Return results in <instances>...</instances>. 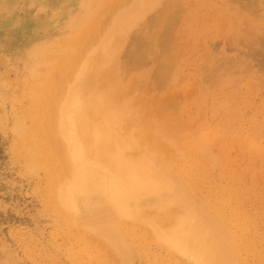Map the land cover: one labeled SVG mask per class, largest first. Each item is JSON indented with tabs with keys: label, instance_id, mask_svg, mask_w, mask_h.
<instances>
[{
	"label": "rangeland",
	"instance_id": "1",
	"mask_svg": "<svg viewBox=\"0 0 264 264\" xmlns=\"http://www.w3.org/2000/svg\"><path fill=\"white\" fill-rule=\"evenodd\" d=\"M246 1L0 0V264H264V0ZM183 222L198 246L166 241Z\"/></svg>",
	"mask_w": 264,
	"mask_h": 264
},
{
	"label": "bare ground",
	"instance_id": "2",
	"mask_svg": "<svg viewBox=\"0 0 264 264\" xmlns=\"http://www.w3.org/2000/svg\"><path fill=\"white\" fill-rule=\"evenodd\" d=\"M132 1H133V0H132ZM149 1H150V0H149ZM175 1H176V0H175ZM247 1H249V0H247ZM247 1H246L245 3H247ZM255 1H256L255 4L257 5V4H258V3H257V0H255ZM258 1H259V0H258ZM134 2H135V1H134ZM178 2H179V1H178ZM136 3H137V2H136ZM249 3H250V4H249ZM251 3H252V0H251V2L249 1L248 4H246V6L249 8V6L251 5ZM253 3H254V0H253ZM253 3H252V4H253ZM138 4H139V3H138ZM146 4H147V3H146ZM174 4H175V2H174ZM239 4H240V3H239ZM241 4H244V3H241ZM255 4H253V6L251 5L252 7L250 6V10H251V12H252V11H255L254 8H258V7H260L259 4H258V5H259L258 7H254ZM129 5H130V3H129ZM139 5H141V4H139ZM226 5H227V4H226ZM248 5H249V6H248ZM246 6L244 7V5H243V7L245 8V10L247 9ZM142 7H143V6H142ZM168 7H169V6H168ZM180 7H181V6H179V8H180ZM253 7H254V8H253ZM164 8H165V7H164ZM232 8H233V7H231V9H232ZM241 8H242V7H241ZM251 8H253L254 10H252ZM262 8H263V7H262ZM181 10H182V9H181ZM232 10H233V9H232ZM241 10H242V9H241ZM248 10H249V9H248ZM248 10H247V11H248ZM250 10H249V11H250ZM177 12H178V11H177ZM238 12H239V11H238ZM238 12H237V14H238ZM242 13H243V12H242ZM175 15H177V13H175ZM216 15H217V14H216ZM250 15H251V14H250ZM256 15H257V17H258V14H256ZM213 16H214V15H213ZM241 16H243V15H241ZM175 18H177V17H175ZM212 18H213V17H212ZM247 18H248V17H247ZM254 18H255V17H254ZM254 18H253V19H254ZM107 20H108V19H107ZM175 20H176V19H175ZM255 20H256V19H255ZM255 20H254V21H255ZM167 21H168V20H167ZM250 21H251V20H250ZM257 21H258V20H257ZM168 22H169V21H168ZM178 22H179V21H178ZM244 22H245V20H244ZM251 22H252V21H251ZM164 24H165V23H163V25H164ZM174 24H176V21H174ZM244 24H245V23H244ZM246 25H247V24H246ZM246 25H245V26H246ZM172 26H173V25H172ZM221 26H223V25H221ZM251 26H252V25H251ZM253 26H254V25H253ZM255 26H257V25H255ZM158 27H159V26H158ZM160 27H161V26H160ZM165 27H166V25H165ZM168 27H169V26H168ZM248 27H249V26H248ZM257 27H258V26H257ZM171 28H172V27H171ZM252 28H253V27H252ZM246 29H247V28H246ZM248 29H249V28H248ZM255 29H256V28H255ZM261 29H262V28H261ZM162 31H163V30H162ZM244 31H245V30H244ZM248 31H249V30H248ZM251 31H252V30H251ZM246 32H247V31H246ZM253 32H255V30H254ZM260 32H261V31H260ZM158 34H160V32H158ZM260 34H261V33H260ZM156 35H157V34H156ZM161 35H162V34H161ZM161 35H160V36H161ZM246 35H247V34H246ZM258 35H259V34H258ZM163 36H164V35H163ZM248 36H249V35H248ZM137 37H138V36H136V38H137ZM165 37H166V36H164V38H162V37H161V38L159 37V38L164 40ZM172 37H173V36H172ZM253 37H254V36H253ZM140 38H141V37H140ZM140 38H139V42L141 41ZM156 38H157V37H156ZM167 38H170V37L167 36L166 39L164 40V42L168 41ZM225 38H226V37H225ZM225 38H224V39H225ZM251 38H252V37H251ZM251 38H250V39H251ZM255 38H256V37H254V39H255ZM258 38H259V36H258ZM230 39H231V38H230ZM248 39H249V38H247V41H248ZM146 40H147V39H146ZM163 40H162V41H163ZM251 40H252V39H251ZM251 40H250V41H251ZM263 40H264V39H263ZM169 41H170V40H169ZM171 41H172V40H171ZM171 41H170V42H171ZM250 41H249V42H250ZM260 41H261V40H260ZM260 41H259V42H260ZM137 42H138V41H137ZM240 42H241V41H240ZM255 42H256V41H255ZM255 42H254V43H255ZM141 43H143V42H141ZM141 43H140V44H141ZM148 43H149V42H148ZM136 44H137V43H136ZM160 44H161V43H160ZM240 44H241V43H240ZM250 44H251V42H250ZM164 45L166 46V43H165ZM252 45H253V43H252ZM253 46H254V45H253ZM259 46H260V45H259ZM259 46H258V47H259ZM243 47H244V46H243ZM245 47H246V46H245ZM256 47H257V46H256ZM258 47H257V48H258ZM261 47H262V46H261ZM160 48H161V46H160ZM253 48H254V47H253ZM259 48H260V47H259ZM137 49H138V48H137ZM139 49H141V48H139ZM164 49H166V48H164ZM133 50H134V49H133ZM138 51H139V50H138ZM142 51H143V50H142ZM147 51H148V50H147ZM248 51H249V49H248ZM160 52H161V51H160ZM162 52H163V50H162ZM164 52H165V51H164ZM169 52H170V51H169ZM219 52H221V51H219ZM130 53H132V51H131ZM137 53H138V52H137ZM215 53H216V52H215ZM248 53H249V52H248ZM261 53H262V52H261ZM160 57H161V56H160ZM132 58H133V57H132ZM135 58H136V57H135ZM204 58H205V57H204ZM209 59H210V58H209ZM166 60H167V59H166ZM134 61H135V60H134ZM155 61H156V60H155ZM261 61H262V60H261ZM209 62H210V61H209ZM218 62H219V61H218ZM168 63H170V62H168ZM262 63H264V62H262ZM165 64H166V63H165ZM208 64L211 65L212 63H208ZM221 65H222V64H221ZM162 66H163V65H162ZM222 66H223V65H222ZM263 66H264V65H263ZM263 66H262V67H263ZM208 67H209V66H208ZM250 68H251V66H250ZM263 68H264V67H263ZM168 71H169V70H168ZM215 71H216V70H215ZM159 72H161V71H159ZM73 73H74V72H73ZM214 73H215V72H214ZM217 74H218V73H217ZM212 75H213V74H212ZM162 77H163V76H162ZM209 77H210V75H209ZM207 78H208V76H207ZM74 79H76V78H74ZM76 80H77V79H76ZM76 80H75V82H76ZM202 80H203V79H202ZM259 80L261 81V79H259ZM206 81H207V80H206ZM254 81H255V80H254ZM263 83H264V82H263ZM57 84H58V83H57ZM74 84H75V83H74ZM76 84H77V82H76ZM73 86H74V85H73ZM72 89H73V88H72ZM91 97H92V96H91ZM86 100H87V99H86ZM90 102L92 103L91 100H90ZM44 104H45V103H44ZM67 104H68V103H67ZM170 104H171V103H170ZM74 105H75V104H74ZM84 105H85V104H84ZM171 106H172V105H171ZM85 107H86L87 109H86ZM85 107H84V108H85V110H87V111H84V110L82 111V110H81V109L83 108V106H82V108L80 107V109L77 110V112L79 111V112H78L79 116H78V118H77V115H76V117H75V118L77 119V122H76V120L74 121V122L77 123L75 126L80 125V126H82V128H84L83 126H87L88 130L92 133V131H95L96 128H95V130L92 129V131H91V128H92L93 126L95 127V125H94V123L92 122L93 120H90L89 115H90L91 113H92V115L95 114V111H94V113H93V110H98V111H100V110H99L98 108H97V109H96V108H95V109H94V108H93V109L91 108L92 111H91V113H90V110H88V108H89L90 106H85ZM40 109H41V108H40ZM89 109H90V108H89ZM167 109H168V108H167ZM41 110H42V109H41ZM80 110L82 111V113H80V112H81ZM73 111H74V110H73ZM98 111H97V112H98ZM77 112H76V113H77ZM104 112H105V111H104ZM104 112H103V113H104ZM49 114H50V113H49ZM53 114H54V113H53ZM96 115H98V117H97L98 119H101V122L104 121V120H105V122H107V123L104 125V127L101 129L102 132L99 133V135L96 137V140L99 138V142H98V146H99V147H98V148H99L100 150L102 149V150H103V153H104V152L107 150L106 142H107V140H108V139H107L108 137L106 138V142H105V140H104L103 142H102L101 140H102L104 137H106V135L109 136V135H110L109 133L112 134V133L114 132L112 129H111V130H112L113 132H110L111 130H109V128H112L111 124H109V123H113V122H112L111 120H109V119H106V118L104 119V117H103L102 115H99V113H96ZM113 115H114V114H113ZM115 115H116V114H115ZM117 115H118V114H117ZM94 116H95V115H94ZM94 116H92L93 119H95ZM111 116H112V115H111ZM118 116H119V115H118ZM118 116H117V117H118ZM87 117H88V118H87ZM90 117H91V115H90ZM92 117H91V119H92ZM114 117H115V116H114ZM117 117H116V118H117ZM97 118H96V120H95L94 122H97V121H98ZM116 118H115V119H116ZM39 119H40V118H39ZM73 120H74V119H73ZM88 120H90L89 123H90V124L93 123V125H90V124L88 123ZM62 122H63V121H62ZM72 122H73V121H72ZM72 122H71L70 124H71V126H74V125H72ZM87 123L89 124V126H92V127H91V128L88 127V125H86ZM119 123H120V121H119ZM64 124H65V123L63 122V123H62L63 128H64V126H65ZM73 124H75V123H73ZM100 124H101V123H100ZM115 124H116V123H115ZM120 124H121V123H120ZM181 124H182V123H181ZM117 125H118V124H117ZM117 125H115V127H117ZM59 126H61V125H59ZM96 126H97V124H96ZM94 127H93V128H94ZM118 127H119V126H118ZM55 128H56V127H55ZM58 128H59V127H58ZM58 128H56V129H58ZM82 128H81V129H82ZM89 128H90V129H89ZM67 129H68V128H67ZM118 129H119V128H117V130H118ZM152 129H153V128H152ZM62 130H63V129H62ZM77 130H78V129H76V131H77ZM79 130H80V129H79ZM108 130H109V133H108L109 135H108L107 133H104L105 131L108 132ZM62 132H64V131H62ZM79 132H80V131H79ZM87 132H88V131H87ZM90 132H89V134H90ZM95 132H96V131H95ZM118 132H119V130H118ZM131 133H132V132H131ZM67 134H68V133H67ZM104 134H105V135H104ZM118 134H119V133H118ZM60 135H61V134H60ZM60 135H59V136H60ZM55 136H57V135H55ZM55 136H54V137H55ZM63 136H64V135H63ZM65 136H66V133H65ZM103 136H104V137H103ZM86 137H87V136H86ZM60 138H61V137H60ZM88 138H89V137H88ZM110 138H111V137H110ZM55 139H56V138H55ZM55 139H53V140H55ZM65 139H66V138H65ZM67 139H69V138H67ZM81 139H84V138L81 137ZM90 139L93 140L94 138H91V136H90L89 140H90ZM92 140H91V141H92ZM110 140H111V139H109V141H110ZM113 140H114V139H113ZM159 140H160V138H159ZM57 141H58V140H57ZM62 141H63V139H62ZM62 141L60 142V140H59V142H60L59 144H61ZM82 141H83V140H82ZM82 141H81L80 143H82V145L85 144V143H83ZM84 141H85V140H84ZM161 141H163V140H161ZM65 142L68 143V141H65ZM104 142H105V144H104ZM112 142H113V141H112ZM114 142H115V141H114ZM63 143H64V142H63ZM90 143H91V142H90ZM109 144H110V143H109ZM114 144H115V143H114ZM114 144L112 143V145H114ZM165 144H166V143H165ZM66 145H67V144H66ZM104 145L106 146V149H105ZM107 145H108V144H107ZM112 145H111V146H112ZM158 145H159V144H157V146H158ZM68 146H70V143H69V145H67V147H68ZM84 146H88V144L83 145V146H82L83 149H85ZM89 146H90V144H89ZM157 146H156V147H157ZM168 146H169V145H167V148H168ZM53 147H54V145H53ZM108 147H110V146H108ZM112 147H116V146H112ZM62 148H63V147H62ZM70 148H71V147H70ZM79 148H80V147H79ZM86 148H88V147H86ZM157 148H158V147H157ZM159 148H161V147L159 146ZM54 149H56V148H54ZM80 149H81V148H80ZM108 149H109V148H108ZM165 149H166V147H165ZM57 150H58V149H56V151H57ZM81 150H82V149H81ZM104 150H105V151H104ZM110 150H111V148H110ZM115 150H116V149H115ZM71 151H72V150H71ZM84 151H85V150H84ZM91 151H92V150H91ZM93 151H94V150H93ZM93 151H92V152H93ZM151 151H152V150H151ZM161 151H162V148H161ZM59 152H60V150H59ZM85 152H86V151H85ZM88 152H89V149H88ZM107 152H109V151H107ZM107 152H105L106 154H105V153H104V154L107 155ZM112 152H113V151H112ZM114 152H115V151H114ZM153 152H154V151H153ZM99 153H100L101 156H103V155H102V152H99ZM109 153L111 154V152H109ZM109 153H108V154H109ZM115 153H116V152H115ZM56 154H58V153H56ZM112 154H114V153H112ZM112 154H111V155H112ZM128 154H130V153H128ZM93 155H94V152H93ZM89 156H90V155H89ZM107 156H109V155H107ZM115 156H116V154H115ZM135 156H136V155H135ZM70 157H71V155H70ZM104 157H106V156H103V158H104ZM139 157H141V156H140V155L137 156L138 159H139ZM79 158H80V157H79ZM90 158H91V157H90ZM100 158H101V157H100ZM103 158H102V160H105V159H103ZM137 158L135 157L136 160H137ZM86 159H87V158H86ZM106 159H107V158H106ZM111 159H112V158H111ZM100 160H101V159H100ZM60 162H61V161H60ZM150 162H151V161H150ZM127 163H129V161H128ZM146 163H147V161H146ZM61 165H62V164H61ZM129 165H130V164H129ZM148 165H149V163H148ZM150 165H151V164H150ZM150 165H149V166H150ZM124 168H127V170L124 172L125 174L123 173L122 176H121L122 181H124V180H125V181H126V180H127V181H130L131 185H133V184H134V181H135V177H137V174H136L135 169H134L133 167H131V166H130V167L127 166V167H124ZM124 168H122V169H124ZM102 172H103V171H102ZM117 172H118V174L120 175L121 169H119L118 167H117ZM105 174H106V173H105ZM174 174H175V173H174ZM113 175H114V174H113ZM140 175H142V174H140ZM150 176H151V175H150ZM181 176H182V174H181ZM139 177H140V176H139ZM141 177H142V176H141ZM151 177H153V175H152ZM137 178H138V177H137ZM142 178L144 179V177H142ZM112 179H113V178H112ZM140 180H141V179H140ZM79 181H80V179L78 178V182H79ZM144 181H146V180H144ZM113 182H114V181H113ZM146 183H147V182H146ZM107 184H108V183H107ZM120 184H121V183H120ZM128 184H129V183H128ZM150 185H151V184H150ZM174 186H175V183H174V180L171 179V177H164V179H162V180L160 181V185H159V186H158L157 184L154 185V187H155L156 189L160 190V191H161V190H164V189H167V190H168V189H171V188L174 187ZM126 187H127V186H126ZM147 187H148V186H147ZM152 187H153V186H152ZM154 187H153V188H154ZM129 190H130V189H129ZM65 191H66V190H65ZM63 192H64V191H63ZM107 192H108V191H107ZM139 192H140V190H139ZM141 192H142V191H141ZM161 192H162V191H161ZM142 193H144V192H142ZM152 193H153V192H152ZM162 194H163V193H162ZM143 195H144V194H143ZM162 196H163V195H162ZM68 198H69V197H68ZM126 198H127V197H126ZM112 200L114 201V204H115V206L117 207V209H118V211L120 212V214H121V213L124 214V211H125V205H124L122 202L119 201L118 197H116L115 194H113V196H112ZM149 201H150V200H149ZM69 202H70V201H69ZM131 202H132V201H131ZM70 204H71V203H70ZM66 205H67V204H66ZM69 206H70V205H69ZM62 207H63V206H62ZM70 207H71V206H70ZM68 208H69V207H68ZM71 208H72V207H71ZM72 209H73V208H72ZM135 209H136V208H135ZM137 211H139V210H137ZM175 211H178V210H174V212H175ZM180 211H181V210H180ZM180 211H179V212H180ZM169 212H170V214H171V211H169ZM129 214H130V213H129ZM140 214H141V213H140ZM144 214L147 215L146 213H144ZM144 214H143V216H144ZM164 215H165V214H164ZM171 215L174 217V214H171ZM120 216H121V215H120ZM125 216H127V214H126ZM189 216H190V215H189ZM173 217H172V218H173ZM122 218H123V217H122ZM141 218H142V217H141ZM144 218H146V217H144ZM123 219H125V218H123ZM146 219H147V218H146ZM150 219H151V217H150ZM162 219H163V218H162ZM135 220H136V219H135ZM135 220H134V221H135ZM138 220H140V219H138ZM151 220H152V219H151ZM173 220H174V219H173ZM190 220H191V219H190ZM140 221H141V220H140ZM140 221H138V224L140 223ZM147 221H149V219H148ZM171 221H172V219H171ZM185 221H186V219H185ZM130 222H131V221H130ZM154 222H155V220L153 221V223H154ZM196 222H197V220H196ZM131 223H132V222H131ZM149 223H151V221H150ZM149 223H148V224H149ZM173 223H174V222H173ZM184 223H185V222L181 223V225H180V227H179V229H178L177 231H174V232H170V231H169V232H168V231L166 230V231L168 232V234H169V235H168L169 237H167L166 241L169 242V240H170V241L175 242V238H174V236L176 235V236H178V237H181V239H183L182 241L186 242L188 245H190V246H192V247H196V246H198V241H199V240H198V239H199V235H198V234H199V229H198V226H197V225H196V226L193 225V226H194V229H192L190 233L185 234V233H184V230H183V226L185 225ZM125 224H126V223H125ZM132 224H133L132 227H134V223H132ZM142 224H143V222H142ZM146 224H147V222H146ZM166 224H167V223H166ZM166 224H165V225H166ZM191 224H192V223H191ZM139 225H140V224H139ZM154 225H155V223H154ZM125 226H126V225H125ZM168 226H169V224L167 225V227H168ZM206 226H207V225H206ZM137 227H138V225H137ZM158 227H159V226H158ZM228 227H229V226H228ZM230 227H231V226H230ZM124 228H125V227H124ZM128 228H129V227H128ZM228 229H230V228H228ZM145 230H146V229H145ZM150 230H151V229H150ZM164 230H165V229H164ZM186 230H188V229H186ZM207 230H208V229H207ZM74 231H75V230H74ZM211 231H212V230H211ZM128 232H129V231H128ZM164 232H165V231H164ZM201 232H202V230H201ZM146 234H147V233H146ZM148 234H149V233H148ZM150 234H153L152 231H150ZM150 234H149V235H150ZM160 234H161V232H160ZM85 236H86V235H85ZM134 236H135V235H134ZM150 236L152 237V235H150ZM161 236H162V235H161ZM145 237H147V235H145ZM153 237H154V236H153ZM148 238H149V237H148ZM160 238H161V237H160ZM154 239H155V238H154ZM146 240H147V239H146ZM150 240H151V239H150ZM177 240H178V239H177ZM205 240H206V239H205ZM86 242H88V241H86ZM205 242H206V241H205ZM225 243H226V241H225ZM156 244H157V242H156ZM158 244H159V243H158ZM161 244H162V243H160V245H161ZM162 246H163V245H162ZM220 246H221V245H220ZM166 247H167V246H166ZM202 247H203V245H202ZM202 247H201V249H202ZM218 248H219V247H218ZM198 250H199V249H198ZM198 250H197V251H198ZM188 251H189V250H188ZM193 251H194V250H193ZM188 256H189V255H188ZM202 256H203V255H202ZM217 256H218V255H217ZM230 256H231V255H230ZM205 258H206V257H205ZM197 261H198V260H197ZM179 262H180V261H179ZM209 262H210V261H209ZM200 263H201V262H200ZM210 263L212 264V262H210Z\"/></svg>",
	"mask_w": 264,
	"mask_h": 264
}]
</instances>
